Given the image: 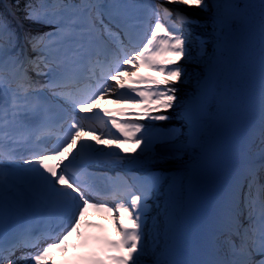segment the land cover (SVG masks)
Masks as SVG:
<instances>
[{
	"label": "snow or ice",
	"instance_id": "obj_1",
	"mask_svg": "<svg viewBox=\"0 0 264 264\" xmlns=\"http://www.w3.org/2000/svg\"><path fill=\"white\" fill-rule=\"evenodd\" d=\"M14 7L18 13L0 12V264H49L52 253L70 248L74 255L61 264H145L149 201L165 184L170 200L179 199L199 173L213 107L204 88L216 79L215 58L206 61L203 87L186 102L177 95L175 85L188 78L181 61L199 63L207 55L203 44L193 53L191 26L199 20L186 10L212 14L223 51L245 6L22 0ZM105 100L132 107L109 110L101 107ZM174 108L181 110L180 127L140 122L170 121ZM127 144L136 146L131 155ZM157 144L168 150L157 151ZM189 153L184 176L153 174L154 165ZM113 167L124 171L100 170ZM89 210L110 218L120 238L87 221ZM213 246L216 253L205 259L155 264H264V103L223 195Z\"/></svg>",
	"mask_w": 264,
	"mask_h": 264
},
{
	"label": "trees",
	"instance_id": "obj_2",
	"mask_svg": "<svg viewBox=\"0 0 264 264\" xmlns=\"http://www.w3.org/2000/svg\"><path fill=\"white\" fill-rule=\"evenodd\" d=\"M9 4L12 5L13 7L17 4V3H22V0H8ZM17 1V2H16ZM224 1L226 0H209L210 4H217V3H224ZM228 2V0H227ZM240 3V2H239ZM262 5H264V0H252V8L254 9V11L259 12L261 14H264V8H262ZM15 8V7H14ZM17 12H19L18 9H16ZM189 11V10H187ZM0 12H3L5 14H7V10L6 7L4 6L3 2L0 0ZM202 14L198 13L200 16H206L204 15L205 13H210L208 11L205 12H201ZM199 20V25H193L191 26V46L193 48V53L195 54L196 50L201 46V44H203V48L204 51L207 53V55L204 57L203 59V63L206 64V61L211 59L212 56L216 55V52L214 51V49L212 48V45L210 43V41L215 40V38L211 35V34H206L205 31H209L211 29H215V25L213 24L212 21V16H206L205 19H198ZM229 56V51L228 48L226 46H224V51L222 53V57L220 60V72H223L226 69V61L228 59ZM190 74V75H189ZM194 73H188V75L191 77ZM204 73H197L194 76V79H196V81H198L199 79L202 78ZM196 83V82H195ZM177 85V84H176ZM175 85V86H176ZM181 88H183V86H181ZM190 91H192V86L189 88ZM221 92H220V88L217 87L214 90V94H213V107L211 109V115L215 116L218 114V106H217V102L220 98ZM169 115H171L173 118L170 121H167L166 123H162V125H166L168 124V126H180L181 124L179 123V121L181 120V117L179 116H174L172 113H169ZM214 134V129L213 127H211L210 125L207 126V131H206V136H205V145L204 148L202 150V152L205 149H209L212 145V140H211V136ZM157 151H161L159 148L156 149ZM199 151V150H198ZM189 155H191V153L184 155L183 159H169L166 163H171V162H176V161H188L189 160ZM166 163H162V164H157L154 165L155 167H157L158 169H161L164 172V177H177L178 173L176 171L175 168H166L163 167ZM185 175V169H183L181 171V176ZM168 185L165 184L162 186L161 191L159 193H157V201H158V207L157 208H153V210L151 211V219L153 221L154 224V229L156 230V235L158 237V239H155V242L153 243H149L148 245V252L145 255L144 261L145 264H152L153 262L155 263L156 260L159 259L160 256V251L162 249H166L168 247L169 244V240L168 238L166 239L164 237L165 234V230L168 227V223L170 220V212L167 208H163L164 204H162L165 201H168L169 203H173L175 204V206L181 208L184 204V200H185V193H186V182L184 184V187L180 193L179 199L177 200H169L168 199ZM158 246L160 248H158Z\"/></svg>",
	"mask_w": 264,
	"mask_h": 264
},
{
	"label": "rangeland",
	"instance_id": "obj_3",
	"mask_svg": "<svg viewBox=\"0 0 264 264\" xmlns=\"http://www.w3.org/2000/svg\"><path fill=\"white\" fill-rule=\"evenodd\" d=\"M168 6L173 7L172 5H168ZM192 16L194 17L195 15H192ZM205 17L206 16H200V19H205ZM249 26H248V28H245L244 33H245V31H248ZM181 64L186 69L187 73H194L191 77L189 76L190 75L189 74L188 78L185 79L183 83L176 85V87L180 89V91L177 93L178 97L180 98L179 102H185L186 99L190 96L189 88L195 82L196 83L198 82V81H196V79H194V76L197 73H205V67H206L205 65L206 64L203 63L202 61L199 63L194 62V61H181ZM238 66L240 69H243L242 73H241V79H240L239 84L242 83L243 85H246L245 87H247V89H244L243 91L240 92V94L242 95V98H240L239 103L241 105L242 100H244L246 104H244L243 106L248 107L252 98L256 96L255 95V88L252 86L253 85L252 78L255 76V70H256L255 54H254V48H253L252 44H250V47L246 48L244 50V52L242 53V55L240 56ZM181 86H183V88H181ZM258 97H261V95ZM180 111H181L180 109L174 108L169 113H172L174 116H177V113L178 112L180 113ZM246 123H247V121H245V123H244L245 124L244 128H247V126H248V124H246ZM167 126H168V124L165 125V127H167ZM180 162H184V161L180 160V161L166 163V164H176V163H180ZM177 177H181V175L178 174ZM187 185H188V183L186 182V188H187ZM167 206L170 210V220L168 223L169 225L165 230V234H164L165 238H169V235L175 229V226L179 223V219H180L179 211L177 212V209L173 208L172 204H167ZM154 238H155L154 234L149 233V236L147 235V237H146L147 244L153 243ZM158 248H160V247L158 246ZM152 264H155V263L153 262Z\"/></svg>",
	"mask_w": 264,
	"mask_h": 264
},
{
	"label": "bare ground",
	"instance_id": "obj_4",
	"mask_svg": "<svg viewBox=\"0 0 264 264\" xmlns=\"http://www.w3.org/2000/svg\"><path fill=\"white\" fill-rule=\"evenodd\" d=\"M187 11V10H186ZM198 11V10H197ZM189 12V14L190 15H195L194 16V18H197V19H200V15L198 14V13H196V12H194V11H192V10H189L188 11ZM260 103H261V105H262V103H264V99H257ZM165 127V126H164ZM212 153H214V152H208V154L207 155H210V154H212Z\"/></svg>",
	"mask_w": 264,
	"mask_h": 264
}]
</instances>
